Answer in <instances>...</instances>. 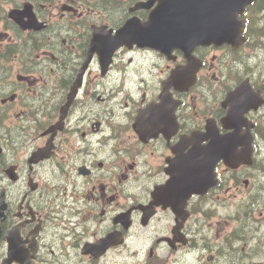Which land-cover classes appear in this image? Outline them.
<instances>
[{
	"label": "flooded vegetation",
	"instance_id": "1",
	"mask_svg": "<svg viewBox=\"0 0 264 264\" xmlns=\"http://www.w3.org/2000/svg\"><path fill=\"white\" fill-rule=\"evenodd\" d=\"M145 1L0 0V264H264L263 228L226 230L209 207L223 206V165L208 194L186 199L178 163L194 131L231 132L227 94L243 79L264 91V73L230 48L197 47L199 82L182 91L195 64L181 51L128 45L103 76L93 43L112 48L130 19L146 23L158 4ZM150 104L170 125L142 143L133 125ZM261 114H247L255 133ZM244 169L226 170L227 192ZM169 182L168 195L156 189Z\"/></svg>",
	"mask_w": 264,
	"mask_h": 264
},
{
	"label": "water",
	"instance_id": "2",
	"mask_svg": "<svg viewBox=\"0 0 264 264\" xmlns=\"http://www.w3.org/2000/svg\"><path fill=\"white\" fill-rule=\"evenodd\" d=\"M167 2V0H164ZM176 0H168V2H173ZM204 5L202 10H200L202 15V20L199 22L190 21L197 14V11H194L193 0H187L185 6V12L191 13L192 18L189 16L187 19L183 18L180 21V16L176 20H172L169 16L167 20L161 22L162 26L166 30H170L173 35L179 36L174 41L176 44H184V38L188 36V41L195 44L200 41H205L207 43L219 40L223 43L235 44L238 36L240 35L243 29V23L238 25L236 17L231 16V9L234 6L235 9H242L247 3L251 0H201ZM183 0H179V3ZM161 11H169L167 9H162ZM181 11V8L178 9ZM237 13H243L241 10H236ZM194 17V19H196ZM238 27V28H237ZM182 36V37H180ZM230 146V145H229ZM226 145L220 147L223 148L217 152L219 149H215V155L220 158L225 159L227 162L234 160H239L238 155L229 151Z\"/></svg>",
	"mask_w": 264,
	"mask_h": 264
},
{
	"label": "rangeland",
	"instance_id": "3",
	"mask_svg": "<svg viewBox=\"0 0 264 264\" xmlns=\"http://www.w3.org/2000/svg\"><path fill=\"white\" fill-rule=\"evenodd\" d=\"M263 230H264V228H263Z\"/></svg>",
	"mask_w": 264,
	"mask_h": 264
}]
</instances>
